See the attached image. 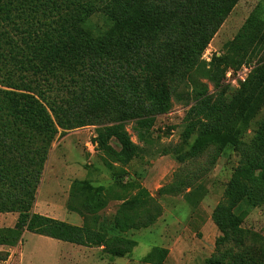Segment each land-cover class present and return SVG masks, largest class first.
<instances>
[{"label":"trees","instance_id":"obj_1","mask_svg":"<svg viewBox=\"0 0 264 264\" xmlns=\"http://www.w3.org/2000/svg\"><path fill=\"white\" fill-rule=\"evenodd\" d=\"M238 1L0 0V212L18 214L14 227L4 230L10 244L26 229L65 242L103 246L111 256L123 257L136 244L124 233L150 227L162 212L157 197L133 183L138 190L132 196L110 197L120 201L113 219L102 216L98 222L95 215L93 226L83 209L96 214L98 209L89 206L95 194L79 201L80 208L67 203L69 210L85 217L80 226L35 213L37 186L58 127L99 124L97 147L112 161L126 163L138 146L124 122L133 120L136 137L146 140L155 116L171 106L175 79L200 75L213 83L216 93L208 94L204 83L192 85L186 134L197 131L198 136L189 155L223 142L221 137L227 135L228 142L237 145V124L254 113L264 95L260 5L224 43L222 53L212 56L211 68L200 56ZM95 14L106 21L98 35L86 29ZM254 59L257 64L245 81L228 93L226 70ZM68 80L74 83L71 88ZM111 137L118 140V151L108 143ZM243 159L226 185V203L212 212L224 238L238 231L240 218L232 208L241 201L257 203L263 195V178L254 174L257 166H264L259 154ZM87 185L75 179L70 201ZM259 252L264 260V243ZM165 253L154 247L143 261L161 264Z\"/></svg>","mask_w":264,"mask_h":264},{"label":"rangeland","instance_id":"obj_2","mask_svg":"<svg viewBox=\"0 0 264 264\" xmlns=\"http://www.w3.org/2000/svg\"><path fill=\"white\" fill-rule=\"evenodd\" d=\"M258 5L264 16V0H239L235 4L200 56L206 61L207 68H211L212 56L222 53L224 43L232 39ZM87 22L86 29L94 35L106 25L100 14L93 15ZM199 82L206 84L208 94L216 93L213 83L205 77H177L173 82L171 106L167 112L155 116L146 140L136 137L133 120L124 122L131 141L138 146L137 152L126 163L112 161L97 147L94 138L99 124L67 130L58 127L36 190L34 206L38 212L54 214L57 207L67 208L68 202L80 208L79 201L95 194L96 199L89 206L98 209L96 214L83 209L89 224H93L95 215L98 222L102 216L111 220L120 201L110 197L118 193L132 196L138 190L133 183L156 196L162 207L160 216L150 227L124 233L136 241L127 255L115 258L103 246L84 247L70 242L65 253L71 255L72 263L79 264L81 256H85L96 264H158L156 260L144 262L143 257L154 247H161L166 250L161 264H264L259 252L264 243V166H257L254 173H260L263 178V195L259 202L241 201L232 208L240 218L236 233L224 238V232L212 217L214 208L226 203V185L235 167L240 161L244 162L243 156L252 157L253 153H258L264 164V95L254 113L237 124L236 146L228 142L227 135L221 137L224 143H210L193 157L189 154L198 132L186 134L185 117L194 102L192 85ZM66 84L69 88L74 85L71 80ZM235 89L229 86L227 92ZM108 143L116 151L120 149L115 137ZM164 152L167 154H162ZM75 179L86 180L89 185L80 188V197L76 201H70V188ZM109 187L114 193L109 194ZM161 187L164 188L158 195ZM108 195L109 198H105ZM94 225L99 226L98 223Z\"/></svg>","mask_w":264,"mask_h":264},{"label":"crops","instance_id":"obj_3","mask_svg":"<svg viewBox=\"0 0 264 264\" xmlns=\"http://www.w3.org/2000/svg\"><path fill=\"white\" fill-rule=\"evenodd\" d=\"M33 211L42 215L36 210V206L33 207ZM17 216V212H0V264H67L68 262L74 264L70 261L71 255L65 253L67 252L65 250L70 248L68 244L70 242L24 229L19 239L10 244L9 235L4 230L14 227ZM46 216L78 226L84 222L82 215L66 207H57L54 214H47ZM100 248L102 247L100 246ZM101 258L103 261L105 260L104 255ZM80 260L79 264H96L90 258L85 259V256H81Z\"/></svg>","mask_w":264,"mask_h":264},{"label":"built area","instance_id":"obj_4","mask_svg":"<svg viewBox=\"0 0 264 264\" xmlns=\"http://www.w3.org/2000/svg\"><path fill=\"white\" fill-rule=\"evenodd\" d=\"M256 64L257 59H254L252 62L242 64L237 70H226L224 78L225 84H227L228 86H232L233 88L239 87L240 83L242 81H245Z\"/></svg>","mask_w":264,"mask_h":264}]
</instances>
